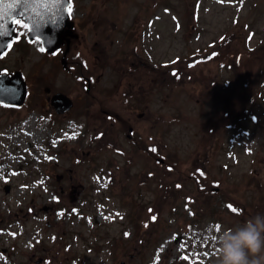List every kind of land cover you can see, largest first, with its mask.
Wrapping results in <instances>:
<instances>
[{
  "label": "rangeland",
  "instance_id": "1",
  "mask_svg": "<svg viewBox=\"0 0 264 264\" xmlns=\"http://www.w3.org/2000/svg\"><path fill=\"white\" fill-rule=\"evenodd\" d=\"M166 7L146 40L75 56L74 73L38 44L1 61L22 69L31 95L24 109L0 106V264H217L218 235L264 215V0ZM103 66L108 94L122 75L151 87L150 100L131 104L132 131L129 111L118 121L121 110L86 93L85 77ZM46 85L76 98L66 116L51 114Z\"/></svg>",
  "mask_w": 264,
  "mask_h": 264
},
{
  "label": "flooded vegetation",
  "instance_id": "2",
  "mask_svg": "<svg viewBox=\"0 0 264 264\" xmlns=\"http://www.w3.org/2000/svg\"><path fill=\"white\" fill-rule=\"evenodd\" d=\"M104 1L107 0H85L82 4H76L75 0H71V14H70V20L71 24L67 25L63 29V35L62 41L54 50L48 51L44 50L41 51L43 56L50 58L55 63L57 62L59 66H61L62 70L66 72H75L74 69L76 66H78V63H82L78 60V58H74L75 56L83 55L85 52H90L94 54L96 57L100 58L103 56V53L109 52V45L107 42H117V41H127L131 40L134 41L138 38V41H144L146 40L147 34L149 36L152 35L153 31L150 28L151 24V16L156 11V9L160 8L163 9V23L165 21V15L166 13V5L167 0H146L143 5L140 4L139 6V13L136 16V11H133V7H136L138 0H110L113 2H116V6L122 5V6H128L129 10L131 9L130 13L128 11L127 14L124 12L121 13L119 8H115V6L108 8L109 10L106 11V6L104 7ZM144 6V7H143ZM141 7H143L141 9ZM80 11V15L78 16V12ZM125 15V16H124ZM158 21L162 20L161 15H158ZM156 23V20H155ZM15 30L17 32V36L14 37L10 43L12 44L11 48L5 47V51L0 55V74L2 73H14L15 71H22L21 68L18 67V65L13 64V67H4L5 65H1V61H3L6 56L11 52H18L19 49L22 46H32L34 44H38L40 49L43 48V44L40 40H29L28 37V29L15 26ZM151 30V31H150ZM165 29H163L164 32ZM23 33V35H21ZM163 36V35H161ZM231 41V40H230ZM105 42V43H103ZM106 47V48H105ZM100 48H103L101 51V54H99ZM264 49H258L256 50V55L259 58L264 57L263 53L261 52L257 54V51H262ZM128 56H131V50L127 51ZM137 55L139 54L138 51V45H136V51H134ZM116 57L119 58V60L122 63H127V54L125 51L119 49L116 52ZM131 63H134V60L131 61ZM191 64H194V61L191 62ZM16 65V66H15ZM97 67V66H96ZM178 71V70H177ZM104 66L101 67L100 73H98V76L93 81L92 75L86 76L87 81V87H86V93H91V97H93L96 100L97 94H101L103 97H100V100L103 103H108L109 106L118 108V111L116 112V115L118 116V121L123 118V113L125 110L128 112V118H127V124L125 127L129 128L130 131L133 130V111L132 108V102H135V97L142 98L144 101L150 100L151 97V87H148V85L138 81L136 84L135 81L129 80L124 84L122 82L123 75L121 76L119 82L114 85L113 88V94L110 93V89L105 86H99L100 80L104 76ZM24 74V72H23ZM25 78L27 79L26 75L24 74ZM28 82V80H27ZM264 83V80L261 81V84ZM243 84V83H242ZM244 85H247V82L244 83ZM253 85V84H252ZM28 97L26 104L22 107H12V106H6L0 103V106L11 108V109H17L21 110L24 109V107L27 105L28 101L30 100L31 95V88L28 83ZM249 87L247 86L245 89L247 90ZM115 92H117L115 94ZM57 93H65L62 89H55L54 86H43L42 88V99L46 100V106L51 109V114L55 117V115L58 116H66L76 105V98L67 94L70 96L73 100V105L71 108L63 111L62 113H59L56 104L54 102V95ZM85 93V95H87ZM223 93L225 96H228V87L224 88ZM115 94V96H114ZM79 98H81V93L79 94ZM88 98V97H86ZM106 100V102L104 101ZM117 106V107H116ZM119 106V107H118ZM106 107H103L102 110L105 111ZM139 116L144 117L145 112L140 111L138 112ZM51 117V116H50ZM140 118V117H139ZM113 119V118H112ZM114 123H109L107 126L111 125L113 128L116 127V125H113ZM118 128V127H117ZM107 129V127H106ZM100 134H104L100 131ZM128 137L130 139L132 138V134L128 133ZM136 141V139H134ZM145 149V147H143ZM150 153V148L146 149ZM150 155V154H149ZM246 206H243V214L246 215Z\"/></svg>",
  "mask_w": 264,
  "mask_h": 264
},
{
  "label": "water",
  "instance_id": "3",
  "mask_svg": "<svg viewBox=\"0 0 264 264\" xmlns=\"http://www.w3.org/2000/svg\"><path fill=\"white\" fill-rule=\"evenodd\" d=\"M70 6V0H62V3L59 6L48 3L46 6L40 5H29V11L24 17H18L24 19L30 25L34 23L35 12H44L47 11L49 15L52 13L55 14L56 23L52 24L49 22L47 27L34 28L33 31H29V39L38 38L42 41L44 48L48 51L54 50L62 41L63 29L69 24L68 21V9ZM4 13L3 20H0V25L3 26V30L8 32V35H0V54L3 52V47L10 41V36L13 34V26L11 24V10L8 8V5L5 4L2 7ZM48 19V17H45ZM3 45V46H2ZM27 82L23 78L21 72H15L12 77L7 74H2L0 77V102L12 105V106H22L27 97ZM54 102L56 104L59 112H63L73 105V101L69 96L63 93H57L54 95ZM9 185H6V190H9ZM47 208V207H45ZM40 260L37 261L39 263Z\"/></svg>",
  "mask_w": 264,
  "mask_h": 264
},
{
  "label": "clouds",
  "instance_id": "4",
  "mask_svg": "<svg viewBox=\"0 0 264 264\" xmlns=\"http://www.w3.org/2000/svg\"><path fill=\"white\" fill-rule=\"evenodd\" d=\"M217 264H264V215L257 214L217 237Z\"/></svg>",
  "mask_w": 264,
  "mask_h": 264
},
{
  "label": "snow or ice",
  "instance_id": "5",
  "mask_svg": "<svg viewBox=\"0 0 264 264\" xmlns=\"http://www.w3.org/2000/svg\"><path fill=\"white\" fill-rule=\"evenodd\" d=\"M48 3L59 6L62 3V0H0V20H3L4 18L2 7L7 4L8 8L11 10L10 15L12 25L28 29L29 31H33L34 28L47 27L49 22L52 24L56 23V17L54 13L49 15L47 11L35 12L34 17H30V19H34V23L31 25L18 17H24L26 15V13L30 10L28 7L29 5L46 6ZM68 11L69 14H71V9H68ZM45 17H48V19H45ZM8 34V32L3 30V26L0 25V35ZM21 35H23V33H21ZM7 47L11 48L12 44L9 43ZM40 50L44 51L45 49L41 48ZM229 207L232 208L231 205H229ZM232 211L236 212L237 210L232 208Z\"/></svg>",
  "mask_w": 264,
  "mask_h": 264
}]
</instances>
